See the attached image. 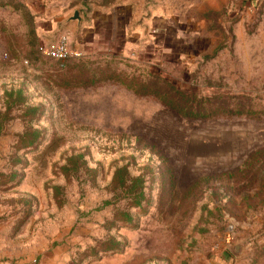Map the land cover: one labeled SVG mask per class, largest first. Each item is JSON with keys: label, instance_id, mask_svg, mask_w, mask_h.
I'll return each mask as SVG.
<instances>
[{"label": "rangeland", "instance_id": "1", "mask_svg": "<svg viewBox=\"0 0 264 264\" xmlns=\"http://www.w3.org/2000/svg\"><path fill=\"white\" fill-rule=\"evenodd\" d=\"M0 264H264V0H0Z\"/></svg>", "mask_w": 264, "mask_h": 264}, {"label": "crops", "instance_id": "2", "mask_svg": "<svg viewBox=\"0 0 264 264\" xmlns=\"http://www.w3.org/2000/svg\"><path fill=\"white\" fill-rule=\"evenodd\" d=\"M132 3L133 2H127V3H124V4H119V5H115V6H113V4L112 5H110L108 8H106V9H103V11L102 10H100V9H97V11H100V13H101V16H103V17H108L109 16V14L112 12V13H117V15L118 14H120V13H130L129 12V10H130V5H132ZM79 13V12H78ZM80 15V14H79ZM87 19H89V23H90V25L88 26L91 30L92 29H94V28H97V26L98 25H96V23H95V21L93 20V19H91V17L90 18H87ZM73 22V21H72ZM75 22V21H74ZM86 19L85 18H83L82 16L80 17V24L78 25L77 24V22H76V27H77V30H82V29H84L85 27H86ZM118 25L119 26H117V27H123L124 25H122L121 23H118ZM80 28V29H79ZM80 30V32L82 33V31ZM84 44H83V47H82V49L81 50H83L85 53H87V55H92V54H94V49L95 48H97V46H98V49L102 52V56L103 55H105V56H108V52H110L111 51V49H112V40H109V39H99L96 43L95 42H92V41H90V42H87V43H85V42H83ZM100 46V47H99ZM109 57V56H108Z\"/></svg>", "mask_w": 264, "mask_h": 264}, {"label": "built area", "instance_id": "3", "mask_svg": "<svg viewBox=\"0 0 264 264\" xmlns=\"http://www.w3.org/2000/svg\"><path fill=\"white\" fill-rule=\"evenodd\" d=\"M38 51L41 57L54 62L80 60L89 56L83 50L73 48L66 36H61L59 41L53 46H40Z\"/></svg>", "mask_w": 264, "mask_h": 264}, {"label": "trees", "instance_id": "4", "mask_svg": "<svg viewBox=\"0 0 264 264\" xmlns=\"http://www.w3.org/2000/svg\"><path fill=\"white\" fill-rule=\"evenodd\" d=\"M85 58H87V57H84L83 59H80V60H84ZM80 60H66V61H62V62H58V63H60L63 66V65H66L70 61H80ZM170 107L172 108V106H170ZM174 109L177 111L176 108H174ZM136 197L139 198V199H141V194L137 195Z\"/></svg>", "mask_w": 264, "mask_h": 264}, {"label": "water", "instance_id": "5", "mask_svg": "<svg viewBox=\"0 0 264 264\" xmlns=\"http://www.w3.org/2000/svg\"><path fill=\"white\" fill-rule=\"evenodd\" d=\"M70 21H75V22H77V24L79 25L80 24V15H79V13L76 11V12H74V14H73V16H72V18L70 19Z\"/></svg>", "mask_w": 264, "mask_h": 264}]
</instances>
